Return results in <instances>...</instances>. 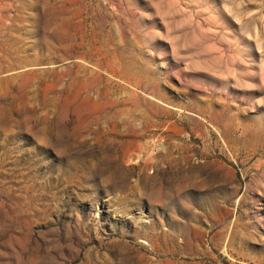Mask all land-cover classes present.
<instances>
[{
	"label": "rangeland",
	"instance_id": "obj_1",
	"mask_svg": "<svg viewBox=\"0 0 264 264\" xmlns=\"http://www.w3.org/2000/svg\"><path fill=\"white\" fill-rule=\"evenodd\" d=\"M0 264H264V0H0Z\"/></svg>",
	"mask_w": 264,
	"mask_h": 264
}]
</instances>
